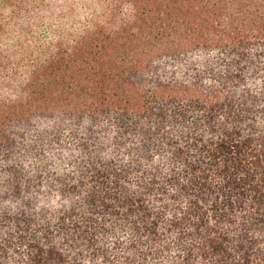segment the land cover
I'll return each mask as SVG.
<instances>
[{
	"label": "trees",
	"instance_id": "16d2710c",
	"mask_svg": "<svg viewBox=\"0 0 264 264\" xmlns=\"http://www.w3.org/2000/svg\"><path fill=\"white\" fill-rule=\"evenodd\" d=\"M96 1L2 0L0 264H264V0Z\"/></svg>",
	"mask_w": 264,
	"mask_h": 264
},
{
	"label": "rangeland",
	"instance_id": "374dc122",
	"mask_svg": "<svg viewBox=\"0 0 264 264\" xmlns=\"http://www.w3.org/2000/svg\"><path fill=\"white\" fill-rule=\"evenodd\" d=\"M45 4L31 33L42 44L55 41L58 37L64 40L73 38L100 11L99 2L96 0H45ZM12 11V6L4 5L0 0V21L18 19L17 16L12 17ZM15 36L12 30L6 32L5 38L0 40V47H10L15 41ZM12 51L14 52V49Z\"/></svg>",
	"mask_w": 264,
	"mask_h": 264
}]
</instances>
